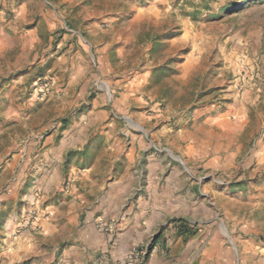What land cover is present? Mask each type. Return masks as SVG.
<instances>
[{"label": "rangeland", "instance_id": "1", "mask_svg": "<svg viewBox=\"0 0 264 264\" xmlns=\"http://www.w3.org/2000/svg\"><path fill=\"white\" fill-rule=\"evenodd\" d=\"M263 71L264 0H0V264H48L55 250L91 246L150 194L138 182L108 203L154 157L181 173L177 190L152 201L170 200L192 226L190 256L210 246L218 264L226 245L232 264H255L236 252L252 242L264 197V163L252 155L264 108L241 135L215 127L210 141L206 130L247 85L264 86ZM44 79L53 88L41 97Z\"/></svg>", "mask_w": 264, "mask_h": 264}, {"label": "crops", "instance_id": "2", "mask_svg": "<svg viewBox=\"0 0 264 264\" xmlns=\"http://www.w3.org/2000/svg\"><path fill=\"white\" fill-rule=\"evenodd\" d=\"M252 39V46L260 44V39L256 37ZM243 62L250 64L247 59ZM247 87L240 94L235 95L234 104L224 110L218 121L210 122L212 126L210 130H206L208 140H213L215 127L221 131L219 134L223 138L236 136V134L241 135L242 133H237V130L242 131L244 128L250 127L252 112H255L254 117L258 119L259 124L263 122L264 86L261 84L255 87L249 84ZM231 88L235 89L236 87L232 85ZM182 155L188 160L195 158L189 151H185ZM252 155L261 160L258 164L264 163V132L262 131H258V136L254 139ZM166 168L170 170L167 176ZM180 174L174 165L168 164L162 157H154V163L147 165L139 172H130L117 185H113L112 191H110L112 198L108 200V203L111 205L112 202H116L117 205L119 198L127 196L129 192L133 191L134 184L138 182L139 185L145 182L150 194L141 196L136 205L133 202L126 216L122 220L118 218L114 223H111L107 233H100L102 237L93 238L91 246L80 243L64 249L59 254L55 250L53 257L48 260V264H53L54 261H57L56 264H124L138 249L147 250L142 264H193L192 262L199 255L204 257L202 260H205L206 264L213 263L210 246L204 250L200 248L190 256L192 250L188 247V243H185L188 234L180 230L178 221L185 222L188 229L192 226L183 217L174 213L171 201L166 200L161 204L152 201V197L154 200L159 197V192L163 196L165 191L177 190L174 182L179 183L177 178ZM261 196L258 202L253 205L256 216L252 215L254 220L246 229L250 233L252 242H248L247 246L244 245L245 250L240 248V251L236 252L237 257L251 253L252 258L257 260L255 264H264V197ZM164 197L166 196L164 195ZM105 223L107 224V222ZM48 229L53 232L55 227L50 225ZM211 233L214 237L221 238L219 234H216V230H212ZM211 233L209 230V236H212ZM101 242L103 244L100 247ZM176 247L180 248L179 256L173 255ZM96 252H104L106 255L100 257ZM216 256L218 264L233 263L232 250L226 245L213 254V258ZM236 261L238 262L239 258H236Z\"/></svg>", "mask_w": 264, "mask_h": 264}, {"label": "built area", "instance_id": "3", "mask_svg": "<svg viewBox=\"0 0 264 264\" xmlns=\"http://www.w3.org/2000/svg\"><path fill=\"white\" fill-rule=\"evenodd\" d=\"M255 64H258L257 60L255 61ZM245 74L248 73V71H243ZM249 74V73H248ZM247 74V75H248ZM261 71L258 65H254L252 68L251 78H249V81L251 80L253 83H257L261 79ZM242 83L248 80V76L241 79ZM53 88V84L51 81L44 79V80H38L34 84V94L38 96H45L51 92ZM147 255V250L145 249H138L133 253V255L127 259V261L124 264H142L145 260V256Z\"/></svg>", "mask_w": 264, "mask_h": 264}, {"label": "trees", "instance_id": "4", "mask_svg": "<svg viewBox=\"0 0 264 264\" xmlns=\"http://www.w3.org/2000/svg\"><path fill=\"white\" fill-rule=\"evenodd\" d=\"M179 222V228L182 232H189V229L187 227V224L181 220L178 221ZM191 232V231H190Z\"/></svg>", "mask_w": 264, "mask_h": 264}]
</instances>
